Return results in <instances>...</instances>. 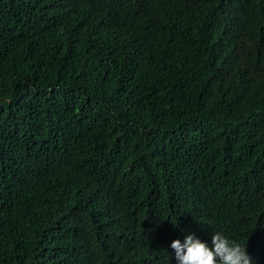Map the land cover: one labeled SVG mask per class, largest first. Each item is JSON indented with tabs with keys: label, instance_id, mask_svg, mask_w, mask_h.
Segmentation results:
<instances>
[{
	"label": "trees",
	"instance_id": "1",
	"mask_svg": "<svg viewBox=\"0 0 264 264\" xmlns=\"http://www.w3.org/2000/svg\"><path fill=\"white\" fill-rule=\"evenodd\" d=\"M264 264V0H0V264Z\"/></svg>",
	"mask_w": 264,
	"mask_h": 264
},
{
	"label": "clouds",
	"instance_id": "2",
	"mask_svg": "<svg viewBox=\"0 0 264 264\" xmlns=\"http://www.w3.org/2000/svg\"><path fill=\"white\" fill-rule=\"evenodd\" d=\"M211 245L190 234L183 243L174 241L171 248L177 264H251L245 245L221 233L212 236Z\"/></svg>",
	"mask_w": 264,
	"mask_h": 264
}]
</instances>
